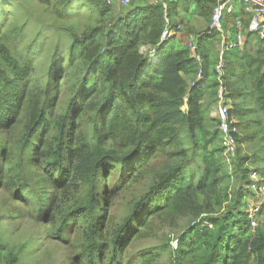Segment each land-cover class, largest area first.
<instances>
[{"label": "trees", "instance_id": "obj_1", "mask_svg": "<svg viewBox=\"0 0 264 264\" xmlns=\"http://www.w3.org/2000/svg\"><path fill=\"white\" fill-rule=\"evenodd\" d=\"M0 1V189L26 207L43 237L67 249L53 264H152L158 246L133 248L149 218L189 220L174 247L166 243L171 264H264V220L251 227L247 215L257 195L250 172L264 183V37L245 31L243 46L223 53L224 96L239 127L229 165L209 115L219 86L221 38L206 32L215 0L189 1L206 19L205 31L185 30L196 34L201 64L177 35L175 0H130L120 16L116 0H86L96 23L82 32L66 27L68 38L44 61L39 41L60 26L40 25L33 14L39 27L25 43L28 18L7 26L10 0ZM36 1L59 16L69 3ZM237 15L224 18L225 29ZM166 28L173 33L161 41ZM199 68L204 81H196ZM130 168L151 172V181L122 218L108 216V175L120 180ZM22 251L0 239V264H27Z\"/></svg>", "mask_w": 264, "mask_h": 264}, {"label": "rangeland", "instance_id": "obj_2", "mask_svg": "<svg viewBox=\"0 0 264 264\" xmlns=\"http://www.w3.org/2000/svg\"><path fill=\"white\" fill-rule=\"evenodd\" d=\"M129 1L130 0H116L113 4L115 6V12L113 13L116 14L117 12L119 16L122 15L126 3ZM147 1L149 3H156L158 0ZM189 1L193 0H175L177 5V12L175 13L176 23L182 24V31L177 35L183 41L184 38L189 35L185 33L187 28L188 30L193 29L195 32L205 31L206 28V19L196 12V7L189 5ZM123 3L124 5H122ZM89 4L90 3L86 0H69L68 7L65 8L64 12H61L63 15H60L62 16L60 18L59 13L55 11L44 13L42 11L43 6L36 0H10L6 1L5 5H3V8L7 7L6 10H8L9 16V20L5 18L3 22L7 24V26L10 25L12 28H18L24 24L23 19L28 18L26 21L27 37L25 43H27L28 39L30 40L33 38L32 35L39 27L37 24H39L40 21H36L33 14H40L42 18L40 25L52 27L55 23L58 24L60 26L58 32L55 33L54 30L52 31L53 33L46 32L44 33V37L39 41L40 44H44L45 52L37 59L38 61H44L47 57L52 55L56 41L65 36L66 27H70L76 32H82L88 25L96 23V19L98 18L97 10ZM233 4L237 9L240 7L237 0H233ZM2 16L3 9L0 10V22L2 21ZM167 18L169 21L171 20L170 15H168ZM233 23L232 20L227 22L228 26L225 29L227 37L231 33L233 37L236 34V29L232 26ZM232 28H234L233 31ZM58 34L60 35L57 36ZM66 37L67 36H65V39ZM7 38H9V35H7ZM215 40L216 52L219 56L220 42L217 41V37ZM41 41L44 43H41ZM24 46L28 45L24 44ZM22 48L23 46H19L18 51L20 53H23ZM143 50H145V48H143ZM230 101L232 103L231 97ZM185 108L186 107H184V109ZM249 108L251 109V106ZM250 166L254 167V165ZM116 170H118V168ZM137 171L134 172L130 168L129 173H124L120 180H118V174H113L112 172L110 173L112 175H108L105 185L106 188H108L105 197V208L108 216L117 219L122 218L135 200L148 187L151 181V172L138 171L137 173ZM251 204H253V201L249 203V206H251ZM257 204H259V202H257ZM142 216L141 214L140 217ZM262 218L264 220L263 215L262 217L261 215L257 216L258 224L262 222ZM149 219L150 221L146 233L138 240L134 241L133 248L137 250L140 248H154L158 246L156 249L158 255L152 264H171L170 260L172 257H170L169 248L171 245L174 247L176 243L175 238L189 225V220L185 218L180 220L177 219L174 225H168L164 224L160 218ZM0 239L16 250L23 249L21 260L27 264H40V262L44 264H53L62 262L66 258L67 249L64 245L61 243L55 244L48 238L43 237L42 228L32 220L31 214L20 201L11 198L8 189H0ZM166 243H168L170 247H167Z\"/></svg>", "mask_w": 264, "mask_h": 264}, {"label": "built area", "instance_id": "obj_3", "mask_svg": "<svg viewBox=\"0 0 264 264\" xmlns=\"http://www.w3.org/2000/svg\"><path fill=\"white\" fill-rule=\"evenodd\" d=\"M237 1L240 4L239 10L233 4V0H215L210 23L206 29L208 34L215 32L221 38L219 45V60L215 66V73L219 86L216 101L211 107L210 114L219 122L218 128L222 137V145L224 146L223 156L225 162L229 165H231L232 160L237 154V135L239 134V127L235 123V120L229 116L230 104L229 100L224 96L222 75L226 62L223 59V53L229 48H241L244 43L245 31L255 32L258 36L264 37V0ZM105 2L107 4H112L113 0H105ZM236 13H239V15L236 16L232 24L236 29V34L233 39H230L229 36H226L223 20L225 17L236 15ZM245 20H247V26L244 25ZM172 33L171 29L166 28L163 32L161 41H164L166 37ZM184 42L187 43L191 58L201 64L202 58L197 51L195 35H187L184 38ZM152 58L155 59V56L153 55ZM196 81H204L201 68L198 70ZM184 107L185 105L182 106V109H184ZM249 178V187L257 195L253 200V204L248 207L247 215L251 227H255L258 224L257 213L260 206L264 203V183L256 170L250 172ZM257 202H259V204H257Z\"/></svg>", "mask_w": 264, "mask_h": 264}]
</instances>
